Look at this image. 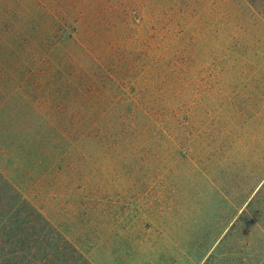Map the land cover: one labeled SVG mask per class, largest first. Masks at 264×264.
<instances>
[{"label": "rangeland", "instance_id": "374dc122", "mask_svg": "<svg viewBox=\"0 0 264 264\" xmlns=\"http://www.w3.org/2000/svg\"><path fill=\"white\" fill-rule=\"evenodd\" d=\"M51 1L97 89L82 94L81 133L60 136L34 82L6 89L5 178L90 264H264V13L247 0Z\"/></svg>", "mask_w": 264, "mask_h": 264}, {"label": "trees", "instance_id": "16d2710c", "mask_svg": "<svg viewBox=\"0 0 264 264\" xmlns=\"http://www.w3.org/2000/svg\"><path fill=\"white\" fill-rule=\"evenodd\" d=\"M247 1L264 13V0ZM71 30V21L55 9L54 1L0 0V110L6 98L16 95L6 89L15 84L23 91L34 82L36 96L41 102L52 98L60 118L57 127L56 118L43 119V124L54 126L58 136L62 128L70 134L81 133L87 105L82 94L97 89V66L81 64L89 59L88 51L74 41ZM95 107L96 103L91 105L93 112ZM246 214L230 228L227 238L233 237L232 244L243 231L240 223ZM233 258L227 257L231 262ZM0 264H90L1 170Z\"/></svg>", "mask_w": 264, "mask_h": 264}]
</instances>
